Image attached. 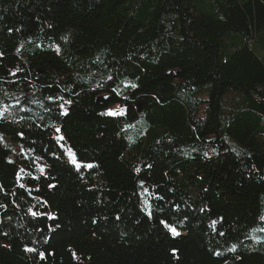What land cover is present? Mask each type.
I'll return each mask as SVG.
<instances>
[{
  "label": "trees",
  "instance_id": "1",
  "mask_svg": "<svg viewBox=\"0 0 264 264\" xmlns=\"http://www.w3.org/2000/svg\"><path fill=\"white\" fill-rule=\"evenodd\" d=\"M252 43L264 0H0V264H264Z\"/></svg>",
  "mask_w": 264,
  "mask_h": 264
},
{
  "label": "snow or ice",
  "instance_id": "2",
  "mask_svg": "<svg viewBox=\"0 0 264 264\" xmlns=\"http://www.w3.org/2000/svg\"><path fill=\"white\" fill-rule=\"evenodd\" d=\"M0 55H2V53H0ZM132 87H136V85L135 84H133V85H131ZM118 94V93H117ZM105 100H108L109 98L108 97H105L104 98ZM70 103V102H69ZM126 113V110H124V109H121L119 112H117V111H114V110H112V109H109V111H108V115H113V116H115V115H124ZM6 115H7V110H6V108L5 109H0V118H4V117H6ZM56 131L57 132H59L60 131V129H56ZM19 135H23V133H19ZM60 139H63V137H60ZM0 142H3V136L2 135H0ZM92 165H88V167H91ZM41 171H44V169L43 168H41ZM34 216L35 215H37L35 212H33L32 213ZM161 223L162 224H164V225H166V226H168L167 225V222L166 221H161ZM215 223V222H214ZM168 227H170V230L172 231V233L174 234V235H178L179 233L176 231V229L174 228V227H171V226H168ZM28 251H34V249H27ZM41 255H43V254H41Z\"/></svg>",
  "mask_w": 264,
  "mask_h": 264
},
{
  "label": "rangeland",
  "instance_id": "3",
  "mask_svg": "<svg viewBox=\"0 0 264 264\" xmlns=\"http://www.w3.org/2000/svg\"><path fill=\"white\" fill-rule=\"evenodd\" d=\"M254 43H252V45H253ZM253 47L255 48V50L257 51V53L258 54H262L263 53V49H262V47L260 46V45H253ZM264 54V53H263ZM121 109H123L122 107H120V106H115L114 107V110L115 111H117V112H119Z\"/></svg>",
  "mask_w": 264,
  "mask_h": 264
},
{
  "label": "water",
  "instance_id": "4",
  "mask_svg": "<svg viewBox=\"0 0 264 264\" xmlns=\"http://www.w3.org/2000/svg\"><path fill=\"white\" fill-rule=\"evenodd\" d=\"M102 101V100H99ZM138 111L141 112L142 111V106L140 104H138Z\"/></svg>",
  "mask_w": 264,
  "mask_h": 264
}]
</instances>
